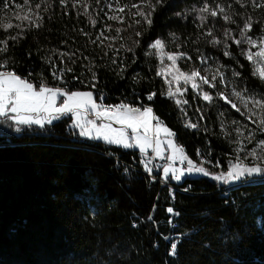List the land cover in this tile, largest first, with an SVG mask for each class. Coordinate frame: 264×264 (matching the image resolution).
Instances as JSON below:
<instances>
[{"label":"trees","instance_id":"1","mask_svg":"<svg viewBox=\"0 0 264 264\" xmlns=\"http://www.w3.org/2000/svg\"><path fill=\"white\" fill-rule=\"evenodd\" d=\"M107 1L28 0L33 26L23 21L20 29V20L5 18L24 0H0V39L19 36L0 52V71L33 74L39 85L68 91L93 90L103 103L151 107L176 133L185 155L211 175H187L178 185L190 186V192H177L172 201L168 186L148 176L128 178L110 156L131 161L137 149L80 136L71 115L43 127L16 125L10 114L0 117V264H264V181L246 183L264 176L223 178L240 158L225 127L244 126L245 117L207 86L213 103L187 89L188 103L178 106L166 94L160 58L151 47L160 39L167 51L183 53L191 63H213L238 90L259 98L264 81L241 54L249 46L229 37L242 39L246 17L253 21L247 35L264 36V9L249 0H242L247 7L236 0H151L155 10L148 0H117L125 10L117 21L103 13ZM132 5L150 14V25ZM204 5L224 7L236 23L220 15L202 22ZM6 23L13 27L5 31ZM213 39L224 43L214 45ZM232 184L239 185L225 196L220 189ZM168 207L179 213L177 227L168 223Z\"/></svg>","mask_w":264,"mask_h":264},{"label":"snow or ice","instance_id":"2","mask_svg":"<svg viewBox=\"0 0 264 264\" xmlns=\"http://www.w3.org/2000/svg\"><path fill=\"white\" fill-rule=\"evenodd\" d=\"M160 2L161 0H157V3ZM236 3L241 4L243 7L248 6L247 4L242 3V0H236ZM249 3L253 8L258 7L260 9H264V2H261V0H249ZM24 5H28V0H24ZM148 6L155 10V5L151 3V0H148ZM5 7H8V5H5ZM15 7L20 9L21 5L16 4ZM131 7L137 8V14L143 17V19L146 20L149 25L151 24L152 21L150 19V14L141 11L139 5H132ZM119 11L124 12V7H121ZM200 12L202 13L200 16V20L202 22H205L208 17H217L220 15L225 22L236 23V21L232 19V16H230L225 11L224 7L204 5L200 9ZM204 13H206L207 16L203 15ZM34 15L35 13H33L32 9L29 8L27 14L23 16H17V19L20 20L21 23L17 24L16 27L23 29V21H27L29 26H33ZM108 18L110 20L119 19V17L115 15L109 16ZM37 20H39L38 17ZM95 23L96 21L93 20L92 24L95 25ZM137 23H139V21H137ZM257 23L260 22L257 21ZM34 26L40 27L41 25L39 22H36ZM2 27L5 31H7L13 27V24L6 23L2 25ZM252 28V19L250 17H246L244 19L243 28L240 31L242 39H235L233 37L229 38L233 39L237 46H240L242 43L246 42L249 46V49L247 52H242L241 54L245 55L249 62L256 63L255 58L264 60V36H261L259 39H253L251 36H248L247 33L251 32ZM117 31H119V29H117ZM230 31V29H226L224 35L229 36ZM139 34L140 33H137V35ZM101 35H103V33H101ZM207 35L209 37L213 36V31L208 30ZM18 38V35H10L6 39H0V44L5 46L0 48V52L7 50L8 40H17ZM211 43L214 45H219L224 43V41L221 39H213ZM151 47L158 50L163 49L164 42L160 39H157L151 45ZM252 48H257V51L252 52ZM129 51H131V49H129ZM224 54L230 55V53L227 51H225ZM61 55L63 56L68 54L61 53ZM183 55L184 54L181 53L180 57ZM178 58L179 57L175 53L168 54V59L172 61L173 65L176 64ZM161 62H163V58H161ZM257 67L259 78L264 81V68H259V65H257ZM66 70L72 71L71 68ZM163 71L164 70L161 69V73L158 74H162ZM53 74L57 79H60V77L63 75V73H60L59 75L56 73ZM180 75L185 78V84L191 82L194 91L200 87L196 82L197 78L205 85H209L213 88L217 87L216 83L213 82L216 80L215 75H213L211 81L208 79V77L201 76L197 70H193L190 73L180 72ZM233 75L239 76V73L233 72ZM93 79H95V74H93ZM221 79H224V77L221 76ZM177 91L179 92L180 89L178 88ZM167 95L169 98H172L175 95L172 92L171 87H169ZM197 95H201L203 100L209 104L214 102L213 95L208 91H203V89H200ZM154 96L155 93H152L148 96V100H152ZM215 96L221 100H224L225 103L229 104L231 108L235 109L237 113L246 115L248 119H253V117L258 116L259 127L262 131H264V96L257 98L255 95H249L246 93V91L237 90L236 88H233L229 94H226L223 90H217ZM61 97H64V99L60 100ZM232 97H235L236 99L233 100ZM100 99L102 100L103 97H100ZM58 100L60 106H57ZM236 101H239L240 104H242L244 108L247 109V111H242L241 107L237 105ZM183 103L187 104L188 101L185 100ZM176 104L179 106L181 101L177 99ZM89 112H94L98 120L108 121V123L97 125L94 120L87 119ZM9 113L14 114L11 116V119L16 125L31 126L36 124L40 125L41 127H43L45 123L51 124L53 120L71 114L75 118V127L80 129L81 136L91 139H103L109 144H117L125 148L139 147L142 153H145L149 147H152L156 155L161 158H163L161 144L165 141L160 139V135L161 133H164L167 146L172 150L171 160L175 162L177 155L179 154L181 163H184L185 161L187 162L186 173L184 169L175 168L171 164L165 166L163 168V177L165 180H167L170 175L171 178L176 181H180L185 174L191 175L198 173L204 176L211 175L203 166H197L193 160L184 155L183 148L178 147L177 143L173 139L176 136V133L166 126L161 127L163 121L153 114V109L151 107H133L126 103H120L115 106H104L96 102V100L93 98L92 92H68L60 87H49L43 84L34 86V84L27 78H22L14 72L8 71L0 72V117H7L9 116ZM154 120L157 122L155 127H153ZM112 122L119 124L121 127L119 129L113 128ZM233 123L237 122L233 121ZM253 123H256V120H253ZM186 127L195 129L198 127V125L189 123L186 125ZM125 129H131V132L133 133L132 139L135 140V144L130 142L129 135ZM141 130L143 131L141 132ZM237 151H243V148H238ZM260 152H264V140L260 141ZM251 156L257 160L264 159V157H261L255 149L251 151ZM146 170L149 173L152 171V169L147 167V165ZM253 175L264 176V167H261L259 163L255 166H242L240 163H236L232 166V170L227 173V177L223 178L235 180ZM212 178L219 181L222 179V175L212 176ZM185 190L188 191V189ZM166 211L169 214L176 216L179 215L178 212H174L172 207H168ZM149 219H151V216ZM168 223L171 224L172 221L169 220ZM171 250L172 253L175 254V243L171 245Z\"/></svg>","mask_w":264,"mask_h":264},{"label":"rangeland","instance_id":"3","mask_svg":"<svg viewBox=\"0 0 264 264\" xmlns=\"http://www.w3.org/2000/svg\"><path fill=\"white\" fill-rule=\"evenodd\" d=\"M120 8H121V6H119V4L117 3V0H108L102 11L105 14V16L109 17V16L115 15V16L119 17V19L117 21H121L123 18V14L125 13V10H124V12H120L119 11ZM10 9L11 10L6 12L7 14H6L5 20H9V21L15 20V19H17V16H23V15L27 14L29 8L21 5L20 9H17V8H10ZM253 49L254 50H252V52L257 51V48H253ZM155 51L160 58V63H161L160 64L161 65L160 66V73H161V69L164 70L161 75L165 81L166 94L168 93L169 87H171L172 92L175 94L171 99L174 101V103H176V100L179 99L181 101V104L179 105L180 107H182L184 105L183 101H185V99H184L185 91L187 89L193 90L191 82H189L188 84H185V78L180 75V72L190 73L193 70H197V71H199L201 76L208 77V79L210 81L212 80L213 75H215L216 80L213 82L216 83L217 87L214 89L216 91L217 90H223L226 94H229L233 88L237 89V87L232 82V80L229 78V76H227L226 72L223 69H221L220 67L215 66L213 63L203 61V60H199V64H194V63H191L188 58L183 57V56L180 57V53H175L179 58L177 59L176 64L173 65L172 61H170L168 59V54H170L171 52L166 50L165 45H164L163 49H160V50L155 49ZM161 58H163V62H161ZM255 60H256L255 66H256L257 70H258L257 65H259V68H264V60H260L259 58H255ZM182 65H186V66L183 67ZM221 76H223L224 79H221ZM174 77H175V79H174ZM196 82L200 86L198 89L195 90L196 93H198L200 91V89H203V91H206L205 90L206 86L210 87L209 85H205L202 82H200L198 78H197ZM178 88L180 89L179 92L177 91ZM210 88H213V87H210ZM62 89L68 91L65 88H62ZM76 91L92 92L93 98L96 100V102L98 104H102V105L104 104L102 102L103 99L102 100L100 98L98 100L96 99L95 93L93 92V90H76ZM68 92H75V91H68ZM62 99H64V97L60 98V100H62ZM232 99L235 100L236 98L232 97ZM236 102H237V105L239 107H241L242 111H244V112L247 111V109H245L244 106L242 104H240L239 101H236ZM57 106H60L59 100H58ZM133 107L143 108L141 106H133ZM153 114H154V112H153ZM242 116H244L246 121H247V124L244 125L245 127L240 126L239 124H235L234 126L225 127L226 131L229 133V137L234 141V143L236 145V150L238 148H243V151H239V152L237 151V156L242 158V159L247 160L248 164H246V165L252 166V165L258 164V163L260 165H262V163H264V159L257 160L251 156V151L253 149H255L261 157H264V152H260V141L264 140V131H262L261 128L259 127V117L256 116V117H253V119H248V117L246 115H242ZM72 119H73V122H72L71 126H73L78 131V133L80 135V129L75 127V118L73 116H72ZM87 119L94 120L97 123V125H100L103 123H108V121L98 120L96 118L94 112H89V114L87 115ZM253 120H256V123H253ZM156 123L157 122L154 120L153 121V127H155ZM165 126L166 125H161V127H165ZM112 127L115 129H119L121 126L119 124L112 122ZM167 128H169V127H167ZM125 131L129 135L130 142L135 144V140L132 139L133 133L131 132V129H125ZM142 131L143 130H141V132ZM82 137H85V136H82ZM160 139L162 141H165L164 143L161 144L162 151L163 152L165 150L169 151V158L166 161L163 168L165 166L171 164L175 168L184 169L185 173H186V167H185L186 161L184 163H181V160H180L179 154H178L177 159L175 160V162H173L171 160L172 150L170 148H168V146H167L164 133H161ZM173 139L177 143L178 147H182L176 141L175 137ZM95 140H97V139H95ZM132 149H136V148L132 147ZM138 150H140L139 147H138ZM184 155H185V151H184ZM234 164H236V162ZM187 175H189V174H185L180 181H176L174 179L173 180L176 182H182ZM189 176H193V174H191ZM169 177H171V175ZM224 177H227V176H224Z\"/></svg>","mask_w":264,"mask_h":264},{"label":"built area","instance_id":"4","mask_svg":"<svg viewBox=\"0 0 264 264\" xmlns=\"http://www.w3.org/2000/svg\"><path fill=\"white\" fill-rule=\"evenodd\" d=\"M0 72H8L7 70H2ZM28 80H30L34 86H38L39 85V81L35 78V76L33 74H30L29 76L26 77ZM73 82L77 81L76 78L72 79ZM44 85L43 82L40 83V85ZM93 87L95 88V85H93ZM123 103V102H120ZM120 103H104V106H115L118 105ZM200 155L202 154H198V157L200 158ZM116 162L117 164H119L120 166L123 167L124 171L123 173L128 177V178H132L135 175H141V176H148L151 180L154 181H158L161 183V185L163 186H168L171 190V196H172V201H176V193L177 192H190V186H180L178 185V183L180 182H176L174 181L171 177H169L167 180L164 179L163 175H159L161 172L162 167L165 165L166 161L169 158V151L165 150L163 152V158L159 157L156 155V153L153 151V149H149L147 150L145 153H142L141 151L138 150L137 152V159H133V160H126L124 158H122L119 155H110ZM205 159H207V157H204ZM236 163H240L242 166L248 164V161L242 158L236 159ZM146 165L147 167H150L152 169L151 173H149L146 170ZM256 181H264V178H258V179H254L251 181H247L248 182H256ZM239 184H232V185H227L225 187H223L222 189H220V191L222 193H224L225 196H228L230 194V191L233 187L237 186ZM185 189H188V191H186ZM174 197V198H173ZM170 220L172 221L171 225L173 227H177V221L175 220V218L177 217L176 215L170 214ZM178 237H180L179 235H177Z\"/></svg>","mask_w":264,"mask_h":264},{"label":"crops","instance_id":"5","mask_svg":"<svg viewBox=\"0 0 264 264\" xmlns=\"http://www.w3.org/2000/svg\"><path fill=\"white\" fill-rule=\"evenodd\" d=\"M11 116H13L14 114H12V113H9ZM68 115H71V114H68ZM155 115V114H154ZM54 121V120H53ZM162 125H164V124H162ZM84 138H88V137H84ZM88 139H91V138H88ZM97 140H101V141H103V142H105L103 139H97ZM107 143V142H106ZM113 145H117V144H113ZM117 146H121V145H117ZM121 147H123V146H121ZM123 148H125V147H123ZM134 148H136L137 150H138V147H134ZM152 147H149L147 150H149V149H151ZM125 149H132V147H129V148H125ZM153 149V148H152ZM139 151H141V150H139ZM163 152V151H162ZM196 174V173H195ZM162 175H163V171H162Z\"/></svg>","mask_w":264,"mask_h":264},{"label":"water","instance_id":"6","mask_svg":"<svg viewBox=\"0 0 264 264\" xmlns=\"http://www.w3.org/2000/svg\"><path fill=\"white\" fill-rule=\"evenodd\" d=\"M195 174V173H194Z\"/></svg>","mask_w":264,"mask_h":264}]
</instances>
